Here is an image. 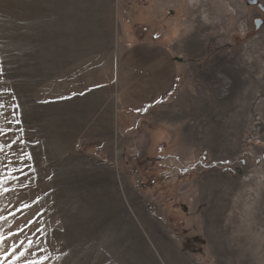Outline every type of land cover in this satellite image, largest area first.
Wrapping results in <instances>:
<instances>
[{
	"label": "rangeland",
	"instance_id": "obj_1",
	"mask_svg": "<svg viewBox=\"0 0 264 264\" xmlns=\"http://www.w3.org/2000/svg\"><path fill=\"white\" fill-rule=\"evenodd\" d=\"M196 1L0 0V264H264V0Z\"/></svg>",
	"mask_w": 264,
	"mask_h": 264
},
{
	"label": "bare ground",
	"instance_id": "obj_2",
	"mask_svg": "<svg viewBox=\"0 0 264 264\" xmlns=\"http://www.w3.org/2000/svg\"><path fill=\"white\" fill-rule=\"evenodd\" d=\"M199 1L197 0L195 3H198ZM200 3V2H199ZM109 199V198H108ZM119 201V200H118ZM105 205V204H104ZM119 206H120V204H116L115 206H113V207H110V208H112V210L113 211H115V210H117V209H119ZM112 213V212H111ZM129 231V230H128ZM130 234V233H129ZM139 243V242H138ZM143 243V242H142ZM142 248H143V251H144V253L145 254H147V256H150V255H148L149 254V251H148V249L144 246H142ZM158 249H159V251H160V253H161V255L165 258V260H167V261H169V264H183V263H181L176 257H174V260L169 256V251H168V249L166 248V246L164 245V244H159L158 245ZM149 258H151V257H149ZM148 261V260H147ZM150 263V262H149ZM148 263V264H149ZM167 264V263H166Z\"/></svg>",
	"mask_w": 264,
	"mask_h": 264
},
{
	"label": "water",
	"instance_id": "obj_3",
	"mask_svg": "<svg viewBox=\"0 0 264 264\" xmlns=\"http://www.w3.org/2000/svg\"><path fill=\"white\" fill-rule=\"evenodd\" d=\"M261 8H262L263 11H264V7L261 6ZM260 23H262V19H256V20H255V25H256V27H259Z\"/></svg>",
	"mask_w": 264,
	"mask_h": 264
}]
</instances>
